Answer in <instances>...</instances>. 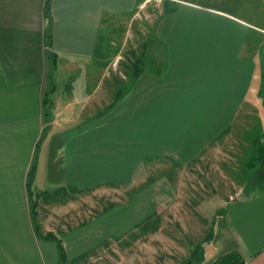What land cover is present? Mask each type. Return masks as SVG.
Returning a JSON list of instances; mask_svg holds the SVG:
<instances>
[{
    "label": "crops",
    "instance_id": "obj_1",
    "mask_svg": "<svg viewBox=\"0 0 264 264\" xmlns=\"http://www.w3.org/2000/svg\"><path fill=\"white\" fill-rule=\"evenodd\" d=\"M148 1L0 0V264H62L55 241L34 228L32 165L31 190L45 193L41 232L62 242V189L137 188L164 158L189 165L244 109L264 113V0H155L143 44L162 72L151 61L125 88L109 79L97 94L109 77L98 53L106 18ZM160 181L144 187L150 215L172 189ZM257 189L223 198L203 264L232 252L264 264V185ZM112 231L103 233L128 229ZM92 234L79 232L93 240H78L77 254L98 243Z\"/></svg>",
    "mask_w": 264,
    "mask_h": 264
},
{
    "label": "rangeland",
    "instance_id": "obj_2",
    "mask_svg": "<svg viewBox=\"0 0 264 264\" xmlns=\"http://www.w3.org/2000/svg\"><path fill=\"white\" fill-rule=\"evenodd\" d=\"M154 1L149 0L142 10L137 9L128 17L106 18L98 53L104 56L101 63L109 77L102 79L97 94L108 86L109 79L114 86L118 82L121 88L129 82L132 62L153 33ZM261 81L264 98V76ZM263 148L264 113L259 117L256 111L244 109L229 129L189 165L177 166L166 158L160 160V166L152 165L143 186L128 191L112 187L62 191L55 200L62 201V247L66 263L182 264L195 246H203L206 256H210L209 234L215 216L221 212L223 198L247 196L264 185V175H251L253 169L264 170ZM158 181L172 189L162 194L157 229L135 228L152 213L153 207L146 197L150 190L144 187ZM46 212L50 214L49 210ZM36 215L38 221V206ZM84 225L88 226L83 228ZM39 227L41 231L40 223ZM123 229L128 231L111 236L103 233ZM80 231H85L88 237L91 232L97 234L98 243L79 255L76 251L80 246L76 247L75 243L85 242L87 238L78 236ZM64 243H69L67 250ZM72 257L75 258L70 260Z\"/></svg>",
    "mask_w": 264,
    "mask_h": 264
},
{
    "label": "trees",
    "instance_id": "obj_3",
    "mask_svg": "<svg viewBox=\"0 0 264 264\" xmlns=\"http://www.w3.org/2000/svg\"><path fill=\"white\" fill-rule=\"evenodd\" d=\"M47 8H48V4H47ZM48 43H49V41H48ZM146 47H147V45L143 44L142 52L140 53L139 56H137L135 58V61L132 62V67H131V72L129 74V82L128 83H131L135 78H137L139 76V74L144 70L145 65L147 66V64L152 61V59L149 58V56H148L149 52L146 50ZM151 64L153 66H156V72L158 74L162 72L161 66L159 64H156V62L154 60L151 62ZM262 152H263L262 153V157H263L262 160L264 161V148L262 149ZM256 173L258 174V176H260V175L262 176V175H264V170L262 168L253 169V172L251 175L253 176V174H256ZM33 176H34V165H32V169L30 170V172L28 174V195L30 198V212H31V216H32V219L34 222L35 231L39 237L55 241L57 248H58V254H59L60 261L62 262V264H67L65 252H64L63 247H62L61 239L54 236L50 232H48L46 234H42V232L40 231L39 223L37 221L36 208L38 206L39 196H42L45 193L37 194L35 192H32L31 183L33 180ZM252 176H251V178H252ZM250 181H251V179H250ZM145 183H146V181L143 182L142 184L144 185ZM142 184H141V186H143ZM63 190L64 189H62V191ZM70 190L72 191L73 189H70ZM156 218H157V213H153L152 215L146 217L142 222L137 224L135 226V228H139V229L145 230V231L146 230H153L154 231L157 229V223H158V220ZM210 235L211 234H209V236ZM203 263H204V247L201 246L199 248V247L195 246L190 251L189 255L185 259H183L182 264H203ZM211 264H243V260L238 253L232 252V253H228V254L220 256L219 258L214 260Z\"/></svg>",
    "mask_w": 264,
    "mask_h": 264
},
{
    "label": "built area",
    "instance_id": "obj_4",
    "mask_svg": "<svg viewBox=\"0 0 264 264\" xmlns=\"http://www.w3.org/2000/svg\"><path fill=\"white\" fill-rule=\"evenodd\" d=\"M231 199H233V197H230Z\"/></svg>",
    "mask_w": 264,
    "mask_h": 264
}]
</instances>
